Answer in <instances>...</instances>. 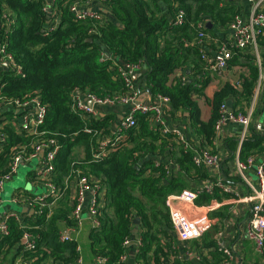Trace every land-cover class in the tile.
I'll return each instance as SVG.
<instances>
[{"label":"trees","instance_id":"trees-1","mask_svg":"<svg viewBox=\"0 0 264 264\" xmlns=\"http://www.w3.org/2000/svg\"><path fill=\"white\" fill-rule=\"evenodd\" d=\"M47 1L0 0V42L7 43V50L22 70V74L9 68L0 71V96L9 100L38 96L46 106L47 114L38 131L42 138L53 139L59 145L53 161V179L58 186L68 185L73 168L99 179L105 186L102 226L93 228L89 237L95 256L106 259V264H130L125 241L134 237L133 229L138 227L141 244L136 246L134 264H197L186 255L181 258L179 250L172 247L175 235L166 200L170 194L193 188L194 183L207 177L206 171L193 163L191 151L161 134L149 114L140 113L136 115V126L109 148L105 158L96 160V137L85 129L100 130L102 135L111 137L114 122L109 116L86 119L75 113L71 94L75 90L98 97L121 93L124 81L119 67L142 62L146 66L142 87L150 90L152 96H168L173 113L188 110L192 135L200 137L201 144L213 146L220 105L234 97L233 110L240 111L241 98L249 103L259 68L250 65L249 77L240 79L241 87L227 82L212 98L207 97L211 113L205 119L198 100L206 96L210 71L202 59L201 47L194 43L197 25L209 19L212 28L205 27V32L215 36L214 27H228L239 10L228 0H107L103 6L114 19L105 16L103 21L78 20L69 9L74 0H57L51 14L46 10ZM180 10L185 12V19L178 25L175 18ZM6 13L14 19L7 34ZM56 18L59 23L46 34ZM259 45H264V36ZM262 63L264 67V52ZM177 72L187 74L188 80L183 82ZM14 121L17 119L13 113L0 114V132L6 136L0 149V174L15 148H29L36 137L27 129L18 130ZM228 142L231 152H235L238 140ZM78 147L84 148L83 158L76 157ZM165 151L180 165L177 175H168L163 164L155 165L147 159ZM249 155L264 156L263 136L252 133L242 142L240 157L246 159ZM230 196L216 189L212 195L201 194L197 203L210 204ZM73 204L72 193L67 189L54 205H47L41 213L36 208L38 212L28 215L24 227L10 218L9 234L0 240V261H8L15 251L30 264H75L79 259L77 242L59 239L61 232L76 224L72 218ZM229 216V204L211 212V217L221 223ZM135 218L140 219L138 226ZM217 229L215 223L214 230ZM25 232L36 239L33 249H25L22 243ZM213 234L205 233L189 244V249L200 257V264H222L229 259L217 248ZM124 254L128 255L127 263L120 261Z\"/></svg>","mask_w":264,"mask_h":264},{"label":"built area","instance_id":"built-area-1","mask_svg":"<svg viewBox=\"0 0 264 264\" xmlns=\"http://www.w3.org/2000/svg\"><path fill=\"white\" fill-rule=\"evenodd\" d=\"M105 1L107 0H74L70 4L69 9L78 20L92 18L103 21L104 16L99 12L92 10L84 11L81 9V6L83 2L85 4L97 2L99 5H103ZM56 2L57 0H49L47 7L49 6L52 10V5ZM250 2L255 7L251 15L245 17L242 13H238L229 24L231 41H220L213 53H210L206 48V44L214 40V37L210 33L205 32V21L198 23V34L194 41L195 44L201 47L200 53L202 59L205 61L206 69L210 73L224 75L230 69V63L235 55L243 53V51L252 53L254 61L259 68L257 89L250 109L244 113L235 111L228 105L227 101H224L220 105L219 118L215 124L216 139L226 124L234 123L242 127L238 149L234 155V167L237 176L247 188L245 194H240L238 186L231 185L227 182L221 155L213 151L212 148L201 144L199 140L196 141L192 135L188 136L186 132V129L190 128L188 125L174 128L166 126L164 113L171 105L168 96L158 94L155 97V101L148 104L139 101L141 90L134 81L133 74L144 67L142 62L127 63L119 67L120 75L124 81V90L121 93L107 97H98L90 92L85 93L80 90H75L71 94L72 110L86 119H97V106L113 107L122 104L130 107L127 115L116 123L112 133L113 136L111 137L102 135L100 130L85 129L86 132L96 137L97 149L93 154L96 160L105 158L110 152L109 148L116 141H119L127 130L136 126V115L140 113L145 115L149 114L155 125L160 127L161 134L168 135L171 142L183 145L185 151H191L193 163L206 171L207 177L200 180L194 189H185L180 193L170 194L166 200L173 231L184 246V248H180V251L183 249L181 254L183 255L185 253L187 257H191L195 253L189 249L187 243L200 239L213 228L214 222L210 218V213L221 207L223 202L228 198L222 201L214 200L210 204H198L197 199L201 194L206 193L212 195L218 189L229 193L231 195L230 198L239 199L240 202L249 204L250 215L243 227V231L256 245V249L261 256V264H264V156L257 158V156L249 155L246 159L240 157L241 144L247 137L251 136L252 133H257L264 137V123L256 120L254 116L256 101L261 91L264 96V67L259 49V40L264 36V11L259 10L260 3L256 0H250ZM4 17L7 23L5 28V33L7 34L11 29V25L14 23V19L8 13ZM184 19L185 12L180 10L176 15L175 24H182ZM58 23L59 18H56L54 24L50 25L46 34L54 29ZM105 55L107 56V54ZM0 59L8 63L9 69L22 74L21 67L16 63L13 54L7 50L6 42H0ZM180 77L183 82L188 80L185 73H180ZM234 84L237 87H241L242 83L238 79ZM90 102L92 105L89 104ZM5 112L13 113V117L17 119L14 123L18 130L27 129L36 137L29 148L27 146L16 147L10 162L3 168L0 174V206L3 203L1 194L5 182L13 179L22 163H29L33 159L39 160V166L29 177V181L33 185L42 186L44 192L33 194L28 189L17 190L13 201L19 204L22 209L26 208V211L8 210L2 213L0 217V240L9 234L8 221L10 218H14L19 223H22L24 227L22 220L26 219L28 214H30L29 210L36 212V208H38L39 213H41L44 207L54 205L58 200L63 198L67 189L70 190V193L72 191L74 202L72 218L76 224L73 227H69L65 232H61L60 241L72 242L77 240V236L75 235L82 226L84 219H90L93 228H100L102 226L104 196L106 193V188L103 183L97 178H91L85 175L78 168L72 169L71 175L68 178L70 181L66 187L62 188L54 182L53 161L59 145L56 144L55 140L44 139L39 134L38 128L44 122L47 114V108L41 99L38 96H33L24 100H9L0 96V114ZM2 119H5V116ZM5 139L6 136L4 133L0 132V149ZM168 149L170 148L168 147ZM160 164H163L168 175H177L181 171L180 165L171 156L169 157V162L166 164L165 162L155 163V165ZM90 193L91 195L89 196ZM50 198L51 202H49ZM221 236L222 231L219 230L217 248L224 251L229 257L228 261L222 264H231L235 260V252L221 241ZM131 241L132 238L130 240L126 239L125 245H129ZM22 243L25 245V249H33L36 246V239L30 232H25ZM135 244L136 246L141 244L140 236L135 240ZM173 248L176 249L175 246ZM77 250H79L78 245ZM98 258L100 262L106 264V259ZM20 261V264H30L29 260H24L22 257H20ZM120 261L127 263L128 255H122ZM167 264L171 263L168 262Z\"/></svg>","mask_w":264,"mask_h":264},{"label":"crops","instance_id":"crops-1","mask_svg":"<svg viewBox=\"0 0 264 264\" xmlns=\"http://www.w3.org/2000/svg\"><path fill=\"white\" fill-rule=\"evenodd\" d=\"M256 1L260 3L259 4V10L264 11V0H256ZM228 2L230 3V5L236 7L239 10V12L242 13L245 17H249L255 8L254 4L252 2H250V0H228ZM96 6H103V5H99L97 2H92L89 4H85L83 2L81 9L84 11L92 10ZM103 7L106 8L108 11H110L107 7H105V6H103ZM100 14L102 16H104L102 13H100ZM209 21H210L209 19H206L205 23L207 24ZM213 30H214L213 32H214L215 36H213L211 33L210 34L214 37V40H212L211 42H208L206 44V48L209 50L210 53H213L217 44L220 41H231L232 40L231 29L229 26L228 27L215 26ZM259 49H260V53L262 55L264 52V45H261V46L259 45ZM236 57H238L237 62L235 64H233V66H231L230 69L224 75H216L213 73L209 74L210 82L205 89V95L206 96L205 97L203 96L202 99L198 100L200 106L204 110V118L205 119H207L211 113V105H210V102L206 98L207 97L212 98L214 93L217 90H219L227 82H230L233 84L238 79L244 80L245 78L249 77L250 65H254V64L256 65V63L254 61V56L249 51H243V53H239V54L235 55L234 58H236ZM7 69H8V63L6 61H3L2 59H0V71H5ZM145 72H146V69L144 66L141 70H139L133 74V79L137 83L138 87H140V85H141V88H142V90L140 89L141 93L139 96V101H141V103L148 104V103L155 101L156 96H152L150 94V92H148L146 89H144V86L142 87V82L144 81V78H145ZM182 72H177L176 76L179 77L180 73H182ZM185 75L188 77L187 74H185ZM258 77H259V74H258ZM263 87H264V82H263ZM256 89L257 88H255L254 93H253L249 103L244 102L242 98L240 99L239 105H238V110H240V111L243 110V111L247 112L250 109V107L252 106L254 97H255ZM229 102H231V105H229ZM235 102H236V98H234V97H230L227 99V103L232 109L234 107ZM263 104H264V96H263L262 91H261V94H259L257 101H256V111H255V115H254L255 118H257L259 113L262 112ZM129 109H130V107L128 105H122V104L116 105L113 107H109V106L99 107V106H97L96 107V111H97L96 118L97 119L98 118H104L106 116L112 117V120L114 122L113 126H112V133H113V130H114L116 123L118 121H120L121 119H123L127 115V113L129 112ZM188 117H189L188 110L183 111V112L173 113L171 105H170V108L166 109V111L164 113L165 124L169 128H174V127H178V126L183 127L184 125H188ZM191 130H192L191 128L186 129L188 136L192 135ZM241 133H242V127L240 125L234 124V123L226 124L222 128V131L218 134V138L215 140L214 145L213 146L206 145V146L212 148L213 151L218 152L221 155L222 160H223L222 162H223L224 174L226 175L225 172H227V175H228V176L226 175L227 182L231 185L238 186L239 193L245 194L247 192V188L244 186L242 181L237 176V174L235 172V167H234V155H235L238 148L236 149L235 152L232 153L229 146H228L229 145L228 141L230 139L238 140V142H239V137H240ZM194 138L196 139V141H198L200 137L199 138L194 137ZM169 157H170V154L167 151H165L164 154L154 155V156L149 155L147 159H152L155 163H158V162L164 163L165 162V164H166L169 162ZM22 164L23 165L31 164V166H32V170L29 171L28 175H27L28 180H29V177L37 170V168L39 166V160L33 159L29 163H22ZM198 183H194L192 186L193 188H191V189H194ZM21 189H26V188H19L18 191ZM27 189L30 190L33 194H40V193L44 192V188H42V186L33 185L32 183H30V186ZM40 189H43V191L40 192ZM71 193H72V191H71ZM90 195H91V193L89 194V196ZM223 204H229L230 205V216H229V218L225 219L221 223V222H218L215 218H212L211 213H210V218L213 220L214 224L217 223L218 229L214 230V225H213V228L211 230H209L207 233L213 232L214 233L213 235L215 236L216 243H217L218 232H219V230L222 231L221 241L228 248L232 249L235 252L234 253L235 260L231 264H239V263H241V264H261V256L259 255V253L256 249V245L254 244V242L252 240H250L247 237V235L243 231V227H244V225H245V223H246V221L250 215L249 204L240 202L239 199H233V198L226 199L223 202ZM8 210H10V209H6L5 211H8ZM24 210L26 211V208H24ZM2 213H0V217H1ZM29 213L33 214L34 212H33V210H29ZM30 214H28V215H30ZM22 221L24 223H26L27 219H23ZM92 229H93V225H92L90 219H84L82 226L80 227L79 231L75 235V236H77V240H75V241L77 242V245L79 247V250H78L79 259L77 260V262L75 264H104V263L100 262V259L98 258V256H95L91 251L89 237H90V232L92 231ZM66 230H67V228L63 232H65ZM174 235H175V233H174ZM132 242H133V238H132L131 243ZM131 243L129 245H127L129 248V255H130L129 256L130 257L129 262L131 259V253L134 251V249H135V253H136V244H134V247H133V246H130ZM189 244H190V242L187 243L188 247H189ZM173 246H175L176 249H178L180 254H181L180 248H182V247L184 248V246H183V243H181L176 236H175V242L172 245V247ZM205 252H207V251H205ZM12 253L14 255L12 254L10 256V258L8 259V261H6L4 263H2L0 261V264H20L21 263L20 257L15 255V251H13ZM194 254L191 255L190 259H193L194 263L200 264V262H198L200 257L196 253H194ZM182 256H185V253L183 255L181 254V258H182ZM198 257H199V259H198Z\"/></svg>","mask_w":264,"mask_h":264},{"label":"rangeland","instance_id":"rangeland-1","mask_svg":"<svg viewBox=\"0 0 264 264\" xmlns=\"http://www.w3.org/2000/svg\"><path fill=\"white\" fill-rule=\"evenodd\" d=\"M256 120L264 123V104L263 110L259 113ZM84 148L78 147L76 151L77 158H83ZM32 170L31 164L23 165L21 164L18 173L13 177L12 180L5 182L4 188L1 194L3 203L0 206V213L4 212L6 209L20 211L21 207L19 204L13 201L14 195L16 194L19 188H28L30 186V181L28 180V172ZM43 188V187H42ZM43 189H40L42 192Z\"/></svg>","mask_w":264,"mask_h":264},{"label":"water","instance_id":"water-1","mask_svg":"<svg viewBox=\"0 0 264 264\" xmlns=\"http://www.w3.org/2000/svg\"><path fill=\"white\" fill-rule=\"evenodd\" d=\"M47 5H49V0L47 1ZM47 11L51 14L52 10L51 8L48 6L47 7ZM92 11H95V12H99V13H102L104 16H106L107 18H111V19H114L113 15L111 14L110 11H108L106 8H104L103 6H96L94 9H92ZM117 22V21H115ZM118 23V22H117ZM207 28L211 29L212 28V23L211 22H208L207 23ZM148 92H150V90H148ZM89 104L92 105V103L90 102ZM229 105H231V102H229ZM22 211H25L24 209H21ZM134 223L138 226L140 224V219L139 218H135L134 220ZM133 242L131 243L130 246H133L134 247V244H135V240L138 239L139 237V229L138 227H135L133 229ZM23 242H25L23 240ZM181 251L183 252V249H181ZM134 257H135V249L134 251L131 253V259H130V264H134ZM241 264V263H239Z\"/></svg>","mask_w":264,"mask_h":264}]
</instances>
